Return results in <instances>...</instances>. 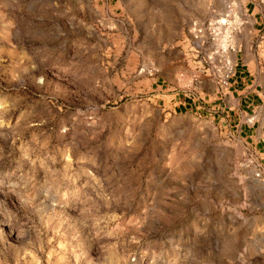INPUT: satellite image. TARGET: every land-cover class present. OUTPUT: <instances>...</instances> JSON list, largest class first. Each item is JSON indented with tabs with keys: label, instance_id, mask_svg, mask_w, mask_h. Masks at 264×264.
Listing matches in <instances>:
<instances>
[{
	"label": "rangeland",
	"instance_id": "1",
	"mask_svg": "<svg viewBox=\"0 0 264 264\" xmlns=\"http://www.w3.org/2000/svg\"><path fill=\"white\" fill-rule=\"evenodd\" d=\"M0 264H264V0H0Z\"/></svg>",
	"mask_w": 264,
	"mask_h": 264
},
{
	"label": "crops",
	"instance_id": "2",
	"mask_svg": "<svg viewBox=\"0 0 264 264\" xmlns=\"http://www.w3.org/2000/svg\"><path fill=\"white\" fill-rule=\"evenodd\" d=\"M243 75L245 74L242 71H239L235 75V78L232 79V82L230 84V88L233 90L229 92L230 95L227 98H225L224 100H220L219 102L218 107L221 106V111L222 113H224L225 117L224 120L230 118L231 114L233 113H244L242 109L254 106V104L258 100L259 93L256 89L250 88L251 86H249L245 91L238 90L239 88H241L240 84H243V82L245 81ZM178 105H182V107L184 108H187L189 106L188 110H198L197 105L191 100L185 99L184 102L181 101L180 103H178ZM179 108L181 107L179 106ZM228 121L231 122L232 120L229 119ZM245 127V125H241V129ZM241 132H243V130ZM250 132L251 130L248 131V133Z\"/></svg>",
	"mask_w": 264,
	"mask_h": 264
},
{
	"label": "built area",
	"instance_id": "3",
	"mask_svg": "<svg viewBox=\"0 0 264 264\" xmlns=\"http://www.w3.org/2000/svg\"><path fill=\"white\" fill-rule=\"evenodd\" d=\"M229 18H230V16H226V18H225L224 20L229 22V21H230V20H229ZM196 27H198V26H197V25L195 26V29H194V31H195V32H197V33H200V32H202V30H201V29H200V30H198ZM229 36H230V35H228V37H229ZM227 64H228V63H227ZM227 66H228V71H229V73H228V74H229V76H227V75H226V77H225V80H226V79H229V77H230V75H231V72H232V70H233V67H232V68H230V67L232 66L230 63H229ZM225 85H228V84H227V83H225Z\"/></svg>",
	"mask_w": 264,
	"mask_h": 264
}]
</instances>
